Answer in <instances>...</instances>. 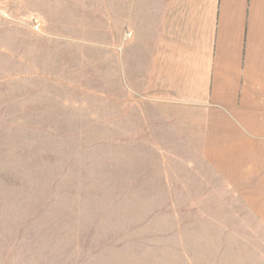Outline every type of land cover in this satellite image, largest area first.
I'll return each mask as SVG.
<instances>
[{
    "label": "rangeland",
    "instance_id": "obj_1",
    "mask_svg": "<svg viewBox=\"0 0 264 264\" xmlns=\"http://www.w3.org/2000/svg\"><path fill=\"white\" fill-rule=\"evenodd\" d=\"M120 26L118 0H0V264L240 253L215 240L222 199L199 198L193 169L149 142L119 82Z\"/></svg>",
    "mask_w": 264,
    "mask_h": 264
},
{
    "label": "crops",
    "instance_id": "obj_2",
    "mask_svg": "<svg viewBox=\"0 0 264 264\" xmlns=\"http://www.w3.org/2000/svg\"><path fill=\"white\" fill-rule=\"evenodd\" d=\"M118 15L119 82L149 142L222 199L215 240L240 253L215 243L214 261L264 264V0H118Z\"/></svg>",
    "mask_w": 264,
    "mask_h": 264
}]
</instances>
